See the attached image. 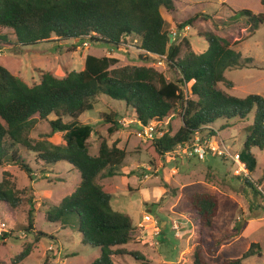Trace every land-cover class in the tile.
I'll return each instance as SVG.
<instances>
[{
  "label": "trees",
  "instance_id": "obj_1",
  "mask_svg": "<svg viewBox=\"0 0 264 264\" xmlns=\"http://www.w3.org/2000/svg\"><path fill=\"white\" fill-rule=\"evenodd\" d=\"M175 3L176 0H0V50L9 45L30 47L72 39L116 48L134 41L141 59L163 57L169 69L178 75L176 81H167L154 67H117V58L88 55L83 70L72 71L64 77L41 71L40 82L29 84L0 64V167L17 165L33 180L37 169L21 155V149L25 148L36 155V164L65 161L80 171L79 186L59 205L48 206L45 220L62 228L76 229L84 244L100 248L101 256L91 264H116L114 257L127 254L125 246L134 241L135 229L133 217L114 208L113 184L102 182L119 174L127 152L104 139L99 153L93 154L89 140L94 128L79 120L82 114L94 109L95 100L100 95L125 101L135 110L141 125H148L152 120L163 121L179 111L183 121L179 129L174 134L167 131L149 142L153 152L161 157L179 145L191 142L193 136L211 128L217 120H244L254 109V121L242 132L246 135L244 149L247 153L241 152L240 155L248 171L254 173L257 166L252 149H264V97L258 94L237 97L219 88L221 83L233 86L226 76L228 70L246 66L252 60L243 59L234 49L243 37L236 40L234 35L231 39L222 34L219 25L213 21L214 17L201 13L176 25L183 29L195 27L199 22L213 21V30L200 33L208 41L207 50H194L188 37H184L181 43L171 42L172 32L163 11H174ZM236 13L246 18L245 27H249L250 37L264 25V13L255 14L250 9ZM4 28L14 31L15 42L2 33ZM190 83V90L186 93L182 85ZM106 117L112 123L110 134L121 131L123 126L119 121L111 115ZM42 122L49 124L52 133L35 142L33 131ZM230 126L227 123L222 129ZM56 133L64 134L63 143L51 140ZM216 134L213 129L203 137L211 138ZM246 181L263 201L264 191L259 185L251 179ZM0 202H5L13 211L29 203L27 231H34V190L18 188L10 171H4L0 181ZM190 203L200 221L202 236L205 230L213 228L220 209L219 198L200 192L191 196ZM251 203V211L260 208L255 202ZM39 233L44 236L42 231ZM31 252L32 248L26 247L17 255L16 262L24 260ZM263 253L264 248L253 243L242 257L224 259L221 264H243L248 258ZM130 254L138 260H145L138 252ZM207 254L215 255V250L207 248L200 238L192 264H214Z\"/></svg>",
  "mask_w": 264,
  "mask_h": 264
},
{
  "label": "rangeland",
  "instance_id": "obj_2",
  "mask_svg": "<svg viewBox=\"0 0 264 264\" xmlns=\"http://www.w3.org/2000/svg\"><path fill=\"white\" fill-rule=\"evenodd\" d=\"M243 9L260 14L264 13V4L262 0H176L174 11L163 12L173 42L181 43L184 37H188L197 52L208 48V41L200 33L213 30V21L219 25L222 34L231 39L232 35L236 40L242 36L243 41L236 44L234 49L241 53L243 59L252 60L246 66L228 70L226 76L233 82V86L221 83L219 88L237 97L250 94L264 97V25L250 37L251 32L247 30L249 27H245L246 18L236 13ZM201 13L214 17V20L199 22L195 27H177V23ZM2 33L7 34L11 42H15L16 36L12 29L4 28ZM135 44L131 41L128 45L116 48L72 39L30 47L9 45L0 50V64L29 84L40 82L41 71H51L58 77H64L72 71L83 70L88 55L117 58V67H154L164 74L167 81L178 79L163 57L153 56L147 61L141 59ZM190 87L191 83L182 85L186 93ZM255 114L256 109L244 120L219 119L211 128L193 136L186 146L191 147L195 137L199 136L211 140L214 145H219L229 153H247L244 149L246 135L242 132L252 124ZM106 115L119 121L123 126L121 131L110 134L112 123L107 121ZM79 120L94 128L89 140L93 154L99 153L104 139L127 152L119 174L102 180L104 184L114 186V208L129 213L135 221L134 241L125 246L127 254L114 257L116 264H192L193 253L200 238L207 248L215 250V255L207 254L214 264H221L224 259L242 257L253 243H259L264 248L263 201L246 181L253 180L264 191V149H252L257 159L254 173L248 171V168L243 172L227 154L190 155V151L181 153L177 147L161 157L153 152L149 143L153 140L139 136L142 125L135 110L125 101L107 95H100L95 100L94 109L82 114ZM158 122V129L164 133L171 130L173 134L183 124L179 111ZM227 123L231 126L222 129ZM213 129L217 133L215 136L203 137ZM51 133L49 124L42 122L33 131L32 139L36 142ZM51 140L63 143L64 134L56 133ZM21 155L37 169L34 179L19 166L6 165L0 167V181L4 171H10L18 188L34 190L35 229L33 232L27 231L29 203L13 211L5 202H0V228H5L0 234V264H91L101 256L100 248L84 244L82 235L76 229L62 228L57 223L45 220L48 206L59 205L64 197L72 194L79 186L80 171L65 161L48 165L39 161L41 164H36V155L25 148L21 149ZM200 192L214 194L220 201L213 228L205 230L202 236L200 221L190 203L191 196ZM251 201L260 208L251 211ZM146 215H151L156 225L158 223L159 234L154 224L144 221ZM174 221L180 224V236L173 229ZM140 222L144 226L140 227ZM26 247L32 248L31 255L16 262L17 255ZM132 251L142 254L145 260L133 257L130 254ZM243 264H264V253L248 258Z\"/></svg>",
  "mask_w": 264,
  "mask_h": 264
},
{
  "label": "built area",
  "instance_id": "obj_3",
  "mask_svg": "<svg viewBox=\"0 0 264 264\" xmlns=\"http://www.w3.org/2000/svg\"><path fill=\"white\" fill-rule=\"evenodd\" d=\"M159 122L152 120L148 123V125H142V129L138 132L139 136L143 139H150L154 140L156 138L161 137L164 132L163 130L158 129ZM194 143L191 147L186 146V144L179 145L178 149L181 153H186L190 151V155H210V154H218V155H225L227 154L229 158L236 163L240 169L245 172L246 171V164L241 160L240 153H229L228 151H224L222 148H220L219 145H214L213 142L206 138H201L199 136H196L194 139ZM189 143V142H188ZM263 206H264V199H263ZM144 221L150 222L152 225L154 224L156 233L159 234L160 229L158 227V223L156 225V221L151 215L144 216ZM139 226H144V223L140 222ZM173 229L176 230V235L180 236V224L178 221L173 222ZM3 230H5L4 227L0 228V234L3 233Z\"/></svg>",
  "mask_w": 264,
  "mask_h": 264
},
{
  "label": "water",
  "instance_id": "obj_4",
  "mask_svg": "<svg viewBox=\"0 0 264 264\" xmlns=\"http://www.w3.org/2000/svg\"><path fill=\"white\" fill-rule=\"evenodd\" d=\"M171 42H173V35L171 34Z\"/></svg>",
  "mask_w": 264,
  "mask_h": 264
},
{
  "label": "crops",
  "instance_id": "obj_5",
  "mask_svg": "<svg viewBox=\"0 0 264 264\" xmlns=\"http://www.w3.org/2000/svg\"><path fill=\"white\" fill-rule=\"evenodd\" d=\"M192 46H193V45H192ZM193 48H194V47H193ZM207 49H208V48H207ZM207 49H206V50H207ZM203 52H204V51H203ZM134 222H135V221H134Z\"/></svg>",
  "mask_w": 264,
  "mask_h": 264
},
{
  "label": "clouds",
  "instance_id": "obj_6",
  "mask_svg": "<svg viewBox=\"0 0 264 264\" xmlns=\"http://www.w3.org/2000/svg\"><path fill=\"white\" fill-rule=\"evenodd\" d=\"M245 163V162H244ZM236 164V163H235ZM246 164V163H245ZM247 166V165H246Z\"/></svg>",
  "mask_w": 264,
  "mask_h": 264
}]
</instances>
